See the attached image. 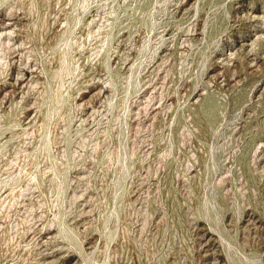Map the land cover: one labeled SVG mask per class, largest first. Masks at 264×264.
<instances>
[{
  "label": "rangeland",
  "instance_id": "1",
  "mask_svg": "<svg viewBox=\"0 0 264 264\" xmlns=\"http://www.w3.org/2000/svg\"><path fill=\"white\" fill-rule=\"evenodd\" d=\"M0 264H264V0H0Z\"/></svg>",
  "mask_w": 264,
  "mask_h": 264
}]
</instances>
